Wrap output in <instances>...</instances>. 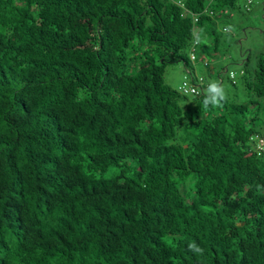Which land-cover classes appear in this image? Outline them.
<instances>
[{
    "label": "trees",
    "instance_id": "1",
    "mask_svg": "<svg viewBox=\"0 0 264 264\" xmlns=\"http://www.w3.org/2000/svg\"><path fill=\"white\" fill-rule=\"evenodd\" d=\"M253 4L0 0V264H264V53L194 67Z\"/></svg>",
    "mask_w": 264,
    "mask_h": 264
},
{
    "label": "rangeland",
    "instance_id": "2",
    "mask_svg": "<svg viewBox=\"0 0 264 264\" xmlns=\"http://www.w3.org/2000/svg\"><path fill=\"white\" fill-rule=\"evenodd\" d=\"M246 0H240V3H245ZM252 12L245 15L237 12L223 18L218 25V29L224 33L221 50L219 53H214L211 45V38H203L202 45L199 49L200 54L209 60L210 67L203 66L201 61L194 64L196 73L206 78V90L208 87L218 84L219 80L210 76V71L220 73L221 84L224 95L232 97L237 94L244 98V92L241 86L238 89L234 88L229 81L231 72L239 74L242 69V59L247 55L252 54L254 63L256 57L264 53V0H253ZM225 27L227 30L225 31ZM207 51V52H206ZM187 55L190 56L191 51L188 50ZM212 55H210V54ZM135 68H132L134 72ZM211 71V72H212ZM186 67L184 62L169 64L166 67L165 82L168 86L175 90L183 84Z\"/></svg>",
    "mask_w": 264,
    "mask_h": 264
},
{
    "label": "built area",
    "instance_id": "3",
    "mask_svg": "<svg viewBox=\"0 0 264 264\" xmlns=\"http://www.w3.org/2000/svg\"><path fill=\"white\" fill-rule=\"evenodd\" d=\"M195 20L198 21V18L196 17ZM194 46L195 47L193 48V53L191 54V59H192L193 62H196V60H197V54L195 53V51H196V48L198 46V42H195V45ZM204 63H205V65H208V62L207 61H205ZM231 77L232 78L235 77V74L232 73L231 74ZM203 85H204V80L199 77L196 84H193L190 81H185L181 89H182V91L185 94H196V93L199 94V92L202 90V86ZM260 148L262 150H264V142L261 143V147Z\"/></svg>",
    "mask_w": 264,
    "mask_h": 264
},
{
    "label": "clouds",
    "instance_id": "4",
    "mask_svg": "<svg viewBox=\"0 0 264 264\" xmlns=\"http://www.w3.org/2000/svg\"><path fill=\"white\" fill-rule=\"evenodd\" d=\"M211 92H215L219 99H216V97H213V105H218L220 100L223 99L224 93L221 88H216L215 85L210 89Z\"/></svg>",
    "mask_w": 264,
    "mask_h": 264
}]
</instances>
